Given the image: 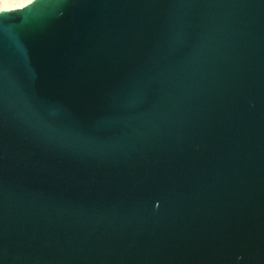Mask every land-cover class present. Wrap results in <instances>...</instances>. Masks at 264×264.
<instances>
[{
    "label": "water",
    "instance_id": "95a60500",
    "mask_svg": "<svg viewBox=\"0 0 264 264\" xmlns=\"http://www.w3.org/2000/svg\"><path fill=\"white\" fill-rule=\"evenodd\" d=\"M0 264H264V0L0 15Z\"/></svg>",
    "mask_w": 264,
    "mask_h": 264
},
{
    "label": "snow or ice",
    "instance_id": "6c2138e0",
    "mask_svg": "<svg viewBox=\"0 0 264 264\" xmlns=\"http://www.w3.org/2000/svg\"><path fill=\"white\" fill-rule=\"evenodd\" d=\"M34 3L35 0H0V15L22 12Z\"/></svg>",
    "mask_w": 264,
    "mask_h": 264
}]
</instances>
